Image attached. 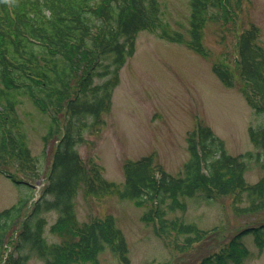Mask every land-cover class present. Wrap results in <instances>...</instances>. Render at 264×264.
<instances>
[{"label":"trees","instance_id":"1","mask_svg":"<svg viewBox=\"0 0 264 264\" xmlns=\"http://www.w3.org/2000/svg\"><path fill=\"white\" fill-rule=\"evenodd\" d=\"M231 1L188 0V25L180 30L164 18L162 0H0V172L31 190L42 176L43 163L32 154L25 120L18 113L25 100L48 119L45 147L58 139L39 197L30 206V198H21L0 210V264H28L32 257L44 264H100L99 255L107 247L122 264H130L128 243L112 215L78 220L80 190L149 205L143 220L166 237L175 233L180 249L192 247L215 230L170 217L177 210L185 211L187 199L210 202L233 194L238 212L264 210V175L252 184L244 177L253 162L264 169V124L250 131L257 151L234 156L209 126L199 122L188 134L189 157L178 175L148 154L123 163V184L105 178L97 163L85 164L76 149L83 129L96 131L104 123L102 115L111 107L119 71L133 56L140 31H151L207 55L203 46L206 24L219 17L223 3ZM260 33L256 24L242 29L237 37L236 67L216 63L214 71L225 85L232 87L238 79L251 90L259 102L249 99L250 104L264 115ZM8 165L17 172L12 173ZM52 211L57 219L51 232L62 237L50 242L45 231L47 213ZM247 234L254 235L260 248L264 246V222L242 228L232 244L226 243L215 255V264H245L248 250L242 239ZM210 257L204 263L211 262Z\"/></svg>","mask_w":264,"mask_h":264},{"label":"rangeland","instance_id":"2","mask_svg":"<svg viewBox=\"0 0 264 264\" xmlns=\"http://www.w3.org/2000/svg\"><path fill=\"white\" fill-rule=\"evenodd\" d=\"M162 1L164 18L174 28L185 30L190 12L188 0ZM234 3V0L229 5L223 3L219 17L208 20L203 38L207 55L151 31L142 30L137 34L134 54L120 69V82L113 89L111 107L102 115L104 123L96 131L90 127L83 129L82 141L76 146L85 164L97 163L102 166L105 178L123 184V163L153 154L168 172L178 175L189 157L188 134L199 122L209 126L224 141L229 154L238 156L257 151L250 131L264 124V115L256 112L249 99L259 100L238 79L229 87L214 71L216 63H224L229 69L236 67L238 34L251 24L260 28L259 42L264 47V0H240L238 8V1ZM18 111L26 123L31 152L43 163V171L32 190L24 184L17 185L0 172V210L21 198H30V206L40 195L51 167L54 145L58 143L56 137L45 147L48 119L35 104L25 100ZM8 166L12 173L17 172L12 165ZM263 175L262 166L253 162L244 177L252 184ZM234 200L233 194L210 202L187 199L185 211L170 214V217L195 222L202 229H215L201 242L184 249L175 243V233L166 237L143 220L149 205L116 195L92 196L80 190L76 212L80 222L112 215L128 243L130 264H203L211 255L212 261L204 264H215V255L222 252L226 243L232 244L237 231L264 222V210L238 212ZM241 204L245 207L247 199ZM47 219L45 236L50 242L60 241L62 236L51 232L56 212L47 213ZM242 241L248 250L245 264H264V246L260 248L254 235L247 234ZM99 261L100 264H122L108 247L100 253ZM28 264H44V261L32 257Z\"/></svg>","mask_w":264,"mask_h":264}]
</instances>
